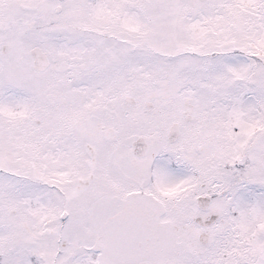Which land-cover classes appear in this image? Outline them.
Returning a JSON list of instances; mask_svg holds the SVG:
<instances>
[{
  "label": "rangeland",
  "instance_id": "374dc122",
  "mask_svg": "<svg viewBox=\"0 0 264 264\" xmlns=\"http://www.w3.org/2000/svg\"><path fill=\"white\" fill-rule=\"evenodd\" d=\"M189 1L190 0H116V2H120L133 9H135L137 5L142 6L143 9L138 13V17L142 18L144 16L149 20H147V23L143 27L140 26L138 31L143 28V34L148 36H151L150 31L153 27L151 22L158 27H164L166 19H171L172 23V13L177 11L182 12L184 8L188 7ZM245 1L250 2V4H244L243 2ZM23 3L25 5V18L22 16L19 17V20L24 21L25 26L10 36L5 42L0 44V49L3 50L8 46V50H4V52L10 53L11 51L12 54L9 63L2 66L3 70H5L4 68L13 70L18 66H21L25 60L28 61L27 57L31 46L26 38L29 35L32 39H35L36 34L31 30L34 27H38L41 23H48L49 21L44 20V17L47 14H50V22L53 23H60L63 18H72L75 16L73 8L76 0H23ZM216 9L221 11L228 9L232 17L228 16V24H226V27L223 29V33H221V29L216 26L213 27L215 33H211L210 31L208 33L213 39L216 49L223 48L224 44H226L229 39H232L234 42V57H229L228 50H232L233 47L228 45V48L226 49L227 51L223 50L222 52L223 54L226 53V55L221 58L224 60L228 57L227 65L234 66V81L231 83L240 82L234 86V93H232L234 97V107L231 109L230 113H225V111L222 110L223 127L220 123L215 122L214 119L208 124L207 130L212 131L208 136H212L214 140L208 142V144L206 143L207 153L205 159L203 158V155L202 158L204 160L205 170H207L206 174L212 180L213 190H211V197L214 201H222V208H219V211L221 216L226 219V223L224 225H221L220 222L216 223V226L212 229V239H210L206 246L202 247L197 241L195 242V246H191L189 244V239L186 238V236H189L188 233L193 234L196 228L201 229V227L197 225L198 223L194 221V216H196V213L203 212L196 209L192 194L190 191L188 192V188H184L182 184H179L173 179L172 177L174 174L166 167L165 163L160 162L156 167V181L153 184V191L156 190V192H153L156 198L155 200L162 202L166 208L169 207L174 199L179 203L173 204L168 210H166L168 213L164 212L162 218L152 214V220H154V223H152L151 226H149L148 223L147 232H149L150 227L156 233L166 232V230L161 229V222L163 219L168 220L169 226L172 229L168 231L175 233L176 242H179V245L181 246V253L172 256L176 260V264L179 263L181 257L183 258L181 262L184 260L186 261V264H247V261L249 264H253V262H250L248 254L254 259L248 248V233H245L246 236L239 231L238 234L242 239L238 236L237 239L234 237V202H236L237 206L240 205L244 208L247 206L248 201H251V199H249V196L251 195L250 192H264V145L255 147L254 144V141H257V138L264 132V0H209L206 5L201 6L197 11L182 18L175 23L173 27H178V30L182 33L184 31L182 27L183 20L201 16L205 13L208 14ZM117 12V14L121 15L122 9L118 8ZM160 14H162L163 17H160ZM5 15V10L2 8L0 10V16L4 17ZM31 20H34L38 25L32 27V24L30 23ZM113 24L115 23L113 22ZM205 24L207 26V22H205ZM80 33L82 34L83 32ZM141 34L142 33L138 35ZM136 35L137 34L132 30H118V28L112 26L110 44L108 46L105 45L102 53L103 57L99 56L98 61L105 58V53H113L114 51L120 50L130 44L132 39L133 41H138L135 38ZM165 35L167 43L171 45L173 41V33L170 27L167 28ZM202 40L203 39H201V41ZM46 42L51 45L50 41ZM204 42H208V45L212 46L210 38H204ZM37 43H34L33 45H36ZM56 44L54 45L57 46ZM165 45L166 41L164 40L163 45L158 48L159 55L164 51ZM77 46L79 47L80 43H78ZM185 50V48H180L177 51L180 52L178 57L179 60H183V51ZM210 51L213 50L211 49ZM73 53L76 54L75 52ZM3 58V63L9 60L6 56ZM71 59L75 60L74 55H72ZM89 59L90 53L86 50L83 52V57H81L78 68H81L82 70V67H84L82 63ZM50 62L52 65V60ZM54 62L58 64V66L54 67L55 71L51 74H55L57 78L53 81L54 87H48V90L53 97L59 93L64 95V92H67V86L60 83V78H63L66 73L65 70L68 68L65 58L62 59L61 62L54 58ZM194 65L195 64L190 63L188 65L189 67H182L177 70L179 76L184 78V82L186 77L189 78L195 75L194 73L189 72V69L194 67ZM221 68L223 73L227 72L226 64L224 62L222 63ZM168 69L169 67H157V74L163 73ZM51 74H49V80H53ZM22 75L23 72L20 71V76ZM1 76L2 69L0 67V77ZM226 76H224V79H228ZM37 79H40L42 82L45 80V78L42 80L40 76L35 75V71L33 70V72L30 71L29 81L32 83L33 88L31 87V84H28L26 88L28 82L25 84L24 82H18L11 86L13 92L9 94L8 99L12 101L11 105L13 107L20 106L21 109L15 113L14 116L11 114L9 115L10 119H12L10 124L24 127V116L36 114L34 116L39 117L42 120L44 127L48 130H52L51 138H53V143L58 142L59 145H61V143L64 144L65 150H55V147L52 146V143L48 142L47 139L44 143V138L42 141V149L40 151H33L30 158V161L41 163L42 168L39 169L34 166L21 165L18 168L19 175L12 182L8 183L7 191L16 192L17 199L22 194L25 196V199L29 204L28 207H25V212L32 215L41 213L45 221L49 219L55 220V217L63 207L70 209L78 204L75 201V195L77 192H121L126 195L131 189L141 190L139 189L141 187L145 189V182L148 179H153L154 176L153 174L151 175L149 171H145V166L140 165L138 168L135 166L137 170L132 168L135 170L133 173L126 171V168L125 172L122 171V173L119 171H121L126 164L120 166L110 161L114 158L112 152L117 147H120L124 151L125 148H127L125 152H131L128 150V148H131V143L128 144V142H131V140L136 137L138 130L135 121L129 118V115L123 111V113H119L120 117L116 116V114H114V116L112 115V103L110 105L105 104L111 91L107 96H97L102 90L94 89L92 97L87 103H84V101L88 99L87 94H90L88 89L75 91L73 93V98L77 95L79 100L69 109L59 112L62 114V119L58 123L53 122L49 125L41 115L44 101L42 97L37 94V91L39 88H43V84L36 83L35 80ZM192 79L194 80L195 86L199 78L193 76ZM7 83L10 85L9 81H7ZM151 83L153 84V82ZM111 85L112 83H110V86ZM131 85H134L135 87L138 86L127 82L124 87L126 89V87ZM0 88L5 89L6 87H3L1 84ZM114 93L115 95L117 94L116 91H114ZM52 96L50 97L51 99ZM64 99H58L55 102L62 101L63 103ZM46 101L49 102L50 100L46 98ZM225 101H227L230 106V101L226 99ZM54 103H51V106L54 105ZM46 104V108H49L50 105L48 103ZM4 108L3 101H1L0 110H3ZM97 110L98 112L95 114ZM2 112L3 111H0L1 114ZM49 112L54 117L58 116L55 111L51 110ZM66 112H68L67 130H63L61 127H59L60 130H56L58 125L64 126L66 124ZM237 112L239 114H253V116L249 118L254 120L253 124H246V122H244L242 128H238L234 133L233 126ZM211 113L214 114L212 111ZM92 116L94 118L98 117L102 122L98 124V126H95L96 128L94 129V132H97L95 135L94 132L86 133L76 129L77 121L89 120V118H93ZM226 116L230 119L229 123L228 118L225 120ZM218 118L221 119V117ZM41 120L40 124H42ZM230 123H233L232 126ZM34 124H36V122H34ZM86 124L87 123H85V125ZM158 124L161 125L160 121ZM143 126L146 125L143 124ZM253 126L255 128H263V130L258 133L255 131L254 134L249 135V130ZM198 127L201 128L204 131V135H206L207 130L205 126L200 123L198 124ZM86 128L87 127H85V129ZM112 128L114 131L112 134L113 139L110 136L109 140H104L105 138L103 137V134ZM4 129L8 130L7 127ZM4 129H2V127L0 128V138H3V141L9 146H13L14 149L18 148L15 145V141L22 142L27 139V133L23 130H21L22 132H19L18 130L13 131V139L11 137H3L7 134ZM89 129L92 131V125ZM194 133L195 130H191L190 135H186L188 137L182 139L179 143L184 147L189 146L190 148H197L199 145L203 144L194 136ZM39 137L41 136L38 134V138ZM0 142H2L1 139ZM76 143H78L79 149L87 152L85 157L78 152ZM92 145L96 147V150L93 149ZM218 147L219 149H217ZM102 150L105 151L104 154L107 160L105 162H101L100 155L102 154ZM8 151V148L0 149V161H4L3 158L7 156ZM166 151L168 150L166 149ZM12 153H15V151H12ZM27 160L28 157H21L20 161L27 162ZM109 162L112 177H103L101 171L105 169V166L101 163ZM0 167H5V164L0 163ZM170 167H172V163ZM100 169L102 170L100 171ZM162 172L163 175H161ZM76 175H79V177L76 178ZM120 175H122V177ZM160 175L162 177L159 178ZM78 179L80 181L76 183ZM192 180L191 177V181ZM138 181H140L139 186L141 187L138 185L134 186V182L138 183ZM148 182H150V180H148ZM207 182L209 183V180H207ZM192 186H196V182L193 183ZM178 189H180L181 192H179ZM147 200L149 201V199L145 197L133 199V201L127 203L126 208L130 209V207L134 205L145 208ZM0 204L2 205L0 208L1 212L4 209L1 200ZM229 208L233 212L232 215L228 213ZM78 209L81 214L86 211L85 207H79ZM263 214L264 212L260 215ZM149 215L148 210L147 220H149ZM5 220H10L11 222L14 220V224H8L2 221V219L0 220V231L3 232V236H0V249H6L7 251L6 247L9 244L8 240L10 236H13L9 232L12 230L10 227H19V222L17 220V215L12 217L9 212L5 217ZM42 224L43 219L38 216L37 226L34 230L43 227ZM18 232L24 234L25 225L23 229L19 228ZM86 233L91 241H96V232L88 229ZM242 235L246 237L247 242ZM79 236L83 237V232H80ZM234 239L238 241V253L235 254ZM152 240H154V236L152 237ZM258 240L255 248L261 244L262 240H264V229H261ZM119 242V239L114 240V244L116 245H119ZM106 247L113 253L116 262L123 261L122 258L124 255L120 250L108 245H106ZM257 250L258 249H254L258 256L257 264H264V243L263 248L261 251L259 250V253H257ZM81 255V252L77 251L72 257V263L88 264L81 261ZM224 258L225 261H223Z\"/></svg>",
  "mask_w": 264,
  "mask_h": 264
},
{
  "label": "flooded vegetation",
  "instance_id": "af4514ba",
  "mask_svg": "<svg viewBox=\"0 0 264 264\" xmlns=\"http://www.w3.org/2000/svg\"><path fill=\"white\" fill-rule=\"evenodd\" d=\"M204 3H206V1ZM189 4L194 5V6L197 5L196 0H190ZM180 16H182L183 18L187 17V12L182 13L180 11H177V12L172 13V25H175V23H177L176 21H178ZM111 21L120 22L121 20H119L116 16H112ZM184 25H189L188 21L184 22ZM168 111L169 112H164V110H157V111H154L153 114L171 115L177 112L174 109L172 111L170 110ZM182 127H185V125L182 124ZM163 130L166 132V128H164ZM158 139H160V137H158ZM250 193L251 195L249 196V199H251V201H248L247 206L243 208L242 206L239 205L238 207L234 208V219H238L241 216H243L244 213H248L253 219L255 218L252 222L254 225L255 224L263 225L264 224V220H263L264 214L263 215H260V214L264 212V192H250ZM234 205L237 206V204H234Z\"/></svg>",
  "mask_w": 264,
  "mask_h": 264
},
{
  "label": "water",
  "instance_id": "95a60500",
  "mask_svg": "<svg viewBox=\"0 0 264 264\" xmlns=\"http://www.w3.org/2000/svg\"><path fill=\"white\" fill-rule=\"evenodd\" d=\"M45 63H46V61H45V59L43 57L38 58L37 65H38L39 68H42Z\"/></svg>",
  "mask_w": 264,
  "mask_h": 264
}]
</instances>
